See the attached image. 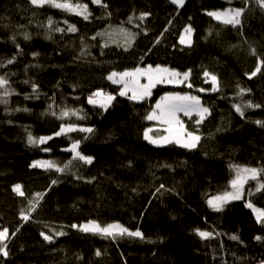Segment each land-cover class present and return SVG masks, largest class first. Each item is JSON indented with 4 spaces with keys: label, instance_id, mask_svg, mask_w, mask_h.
<instances>
[{
    "label": "trees",
    "instance_id": "16d2710c",
    "mask_svg": "<svg viewBox=\"0 0 264 264\" xmlns=\"http://www.w3.org/2000/svg\"><path fill=\"white\" fill-rule=\"evenodd\" d=\"M56 2L81 11L0 0V264H264L253 210L264 211V0ZM237 9L238 25L208 14ZM147 67L188 73L192 87L135 100L108 79ZM96 93L112 104L89 103ZM172 93L208 109L204 120L184 118L200 136L194 148L145 139L147 117ZM238 173L244 198L215 210L208 201ZM101 218L161 240L81 230Z\"/></svg>",
    "mask_w": 264,
    "mask_h": 264
},
{
    "label": "snow or ice",
    "instance_id": "6c2138e0",
    "mask_svg": "<svg viewBox=\"0 0 264 264\" xmlns=\"http://www.w3.org/2000/svg\"><path fill=\"white\" fill-rule=\"evenodd\" d=\"M94 3L100 4L101 0H93ZM31 3L36 6H43L45 3L50 4L53 7L66 9V10H74L73 6L68 3H57L56 0H31ZM172 3L177 4L179 6H183L184 0H172ZM106 7V5H104ZM81 7L80 5H76V8ZM84 11H87V6H83ZM209 15L215 17L218 20H222L225 24H232V25H238L240 24L239 17L242 15V11L237 9L235 11H229V12H210ZM85 19L88 18L87 15L84 16ZM143 18V17H141ZM71 31H76L74 27H71ZM192 29L187 28L185 29L186 33H191ZM184 42L183 39L181 41ZM190 43V40L188 41ZM12 61H9L11 63ZM260 69L257 68L256 72H259ZM256 72H254L252 75H255ZM118 74L113 72L108 79L112 80L113 83H125V91H122L120 94L125 95V93L129 90L128 82L124 81V77H134L131 81L132 87V96L130 99H142L145 96L151 95V89L155 87L157 83H182L183 80L188 79V73H185L183 75V80L177 79L180 77V73L175 71H170L167 68H156L152 69L151 67L147 69H136L135 72H125L122 74H119L120 79L116 80L113 79ZM205 75H208L205 73ZM139 76H146L148 79V83L146 85L139 84ZM251 78V77H250ZM212 81L214 85L216 84V77L212 76ZM7 84V81L3 78H0V87H3ZM191 87V85H188ZM214 90H216L214 88ZM243 91V90H242ZM95 95L99 96L101 93H96ZM113 99V97H108L107 100L110 102ZM96 101L92 98H89V103H95ZM104 106V105H102ZM251 106V105H249ZM257 107H259L257 105ZM156 108L159 110V115H157L156 112H153L151 115L147 117L149 120H159L162 124L167 125V128L165 129L168 132L167 136H162L159 139H152L149 137L148 132L151 131L149 129L145 132V139H148L150 143L154 144H160V143H171L175 142L177 144H180L182 147L185 148H194L196 147V143L199 141L200 137L194 135L192 132H185L183 123L178 118V113L183 112L185 116H190L193 112H196L200 115L201 120L204 118V114L208 112L207 108H202L200 105V100L198 97L195 96H181V95H169L165 96L161 99L160 103L156 104ZM237 112H240L241 115H243V112L239 107L236 108ZM67 115V113H64ZM257 123H261L257 121ZM71 130V129H69ZM63 131V129H62ZM83 131H91V129H83ZM59 135V133H57ZM47 139H50V137H41L39 141H36L29 137L30 143H44ZM78 148L77 144H74L72 147V150L75 151ZM77 157L84 160L85 163H91V158L82 156L79 152H76ZM34 167L37 165H33ZM48 167H52L53 165L49 162ZM58 171H62V169H57ZM246 173H250L252 178H255L257 175L258 170L257 169H244L243 170ZM55 183V181H53ZM243 185V179L241 175L238 173L236 180L232 181V187L235 190L231 193H225L223 196H217L213 200H209L208 203L210 206H212L215 210L219 211L221 210V204L224 202H227L228 200H238L241 199V188ZM260 187L264 188V185H261ZM20 195H23V192L20 189V186L17 185L15 189ZM39 196V194H37ZM248 207H252L251 203L248 204ZM255 212H257V220L261 221L264 220V211H260L259 209H253ZM27 218V217H25ZM82 231H90L94 234H100L104 237H111L115 239L117 236H133V237H139L143 239V234L140 231H129L127 228L119 225V224H110L106 227H101L99 224H96L95 222H92L90 224H86L81 229ZM60 235H63V233H60ZM199 235L202 238H208L210 236V233L207 232H199ZM7 237V229L0 231V241H3ZM46 240H50L51 238L48 236L44 237ZM232 239H237V237L233 236ZM259 239V237H257ZM3 251V250H0ZM3 254L6 256L7 251H3ZM97 255H100L99 252H97Z\"/></svg>",
    "mask_w": 264,
    "mask_h": 264
},
{
    "label": "rangeland",
    "instance_id": "374dc122",
    "mask_svg": "<svg viewBox=\"0 0 264 264\" xmlns=\"http://www.w3.org/2000/svg\"><path fill=\"white\" fill-rule=\"evenodd\" d=\"M74 10L73 11H81L80 9H77V8H73ZM191 41V39H190V37H186L185 39H184V43H186V44H189V42L188 41ZM147 68H149V67H147ZM147 68H144V69H147ZM152 69H156V68H153V67H151ZM159 68H166V67H159ZM168 69V68H167ZM170 70V69H169ZM170 71H173V70H170ZM176 72V71H175ZM131 73V72H130ZM179 73V72H178ZM181 74V73H180ZM183 75L184 74H181L180 75V77H178L177 79H180V80H183ZM113 79H116V80H119L120 79V76H119V74L116 76V77H114ZM133 79H135L134 77H124V81L125 82H128V85H129V90L125 93V96H128V97H131L132 96V91H131V87H132V84H131V81L133 80ZM113 82V81H112ZM212 83H213V81H211ZM148 83V79H147V77L146 76H139V84H141V85H146ZM115 85H117V86H119V87H122V90H121V92L122 91H125V83L124 82H121V83H114ZM191 85V87H192V83H191V75H189L188 74V79L187 80H183V82L182 83H175V82H173V83H168V82H165V83H157L156 85H155V87H153L152 89H151V92L156 88V87H158V86H176V87H182V88H185L186 87V89H189V88H191V87H189L188 85ZM217 89V86H216V84L214 85L213 84V89ZM177 93H172V94H169V95H176ZM169 95H166V96H169ZM178 95H181V96H185V95H189V96H195L196 97V95H192V94H178ZM147 96H145L144 98H146ZM165 97V96H164ZM144 98H142V99H144ZM135 100H141V99H135ZM200 100V99H199ZM96 102L95 103H93V104H95V105H104V106H109V105H111L112 104V101H113V99L110 101V102H108V100L107 99H105L104 98V96H103V94L101 93V95L95 100ZM161 102V101H160ZM159 102V103H160ZM200 105H201V107L202 108H204L203 106H202V104H201V101H200ZM155 112L157 113V115H159V110L157 109V108H155ZM69 114L67 113V116H68ZM178 115V118H179V120L183 123V127H184V130H185V132H189L188 130H187V128H186V126H185V117H189V118H191V117H197V119H200L201 120V118H200V115L199 114H197L196 112H193L190 116H185L184 115V113L183 112H180V113H178L177 114ZM208 115V112L207 113H205L204 114V118L202 119V120H204L205 118H206V116ZM153 128L151 129V131L150 132H148V135H150V133H152V135L153 134H155L156 136H158L159 138L160 137H162V136H167L168 135V132L165 130L166 128H167V125H164V124H162L159 120H156V119H154V124H153V126H152ZM194 134V133H193ZM194 135H196V136H199V135H197V134H194ZM149 137H151V136H149ZM200 137V136H199ZM199 141H200V139H199ZM199 141L196 143V146H197V144L199 143ZM180 145V144H179ZM246 177H242V179H243V185H242V188H241V199L242 198H244V194H245V191H246V188H245V182H246V179H245ZM235 190L233 189V187H232V189L229 191V193H231V192H234ZM221 196H223V195H221ZM230 201H233V200H228L227 202H224L225 204L226 203H228V202H230ZM235 201V200H234ZM224 203H222L221 204V206L224 204ZM220 206V207H221ZM93 222H95L96 224H99L101 227H106V226H108V225H110V224H114L113 222H112V220L111 219H109V218H101V219H97V220H95V221H93ZM124 237V239H126V240H128V241H130V242H136V243H138V244H151V243H157L159 240H161V238L160 237H158V236H145V235H143V239H141V238H139V237H133V236H128V235H124L123 236Z\"/></svg>",
    "mask_w": 264,
    "mask_h": 264
},
{
    "label": "crops",
    "instance_id": "0c3cea01",
    "mask_svg": "<svg viewBox=\"0 0 264 264\" xmlns=\"http://www.w3.org/2000/svg\"><path fill=\"white\" fill-rule=\"evenodd\" d=\"M172 1V0H171ZM187 0H184V3L186 2ZM177 5V4H176ZM184 5V4H183Z\"/></svg>",
    "mask_w": 264,
    "mask_h": 264
}]
</instances>
